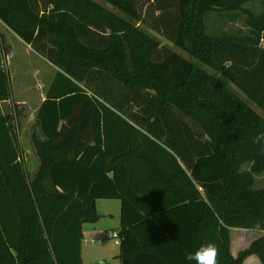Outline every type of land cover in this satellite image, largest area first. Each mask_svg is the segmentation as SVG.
I'll list each match as a JSON object with an SVG mask.
<instances>
[{
	"label": "trees",
	"instance_id": "obj_1",
	"mask_svg": "<svg viewBox=\"0 0 264 264\" xmlns=\"http://www.w3.org/2000/svg\"><path fill=\"white\" fill-rule=\"evenodd\" d=\"M102 1L110 8L0 0V22L58 70L36 118L31 177L19 104L1 109L14 93L0 32V264H83L98 200L121 201V264H194L186 254L209 242L219 264H264V235L231 252V229L264 233V145L253 142L264 118L201 67L264 112V0L260 15L244 8L252 0H175L158 30L196 62L157 55L136 0ZM229 12L245 15L238 38L209 28ZM138 101L135 115L127 106Z\"/></svg>",
	"mask_w": 264,
	"mask_h": 264
},
{
	"label": "rangeland",
	"instance_id": "obj_2",
	"mask_svg": "<svg viewBox=\"0 0 264 264\" xmlns=\"http://www.w3.org/2000/svg\"><path fill=\"white\" fill-rule=\"evenodd\" d=\"M95 1L106 7H109L102 0ZM136 1L144 19V23L140 24L139 26L141 29L148 32L152 37L160 42V48L157 51V55L159 57H165L172 52H176L182 57L196 62L187 53L177 48L174 43L165 36V34L158 30V27H162L161 24H163L167 15L174 12L172 5L175 0ZM249 7H251L257 14H259V12H263L262 2L258 3V0H254L253 4H251ZM111 10L123 16L117 10L113 8H111ZM1 27L2 26L0 24V31ZM3 28L4 27H2V29ZM209 28L211 31L214 29L213 17H210ZM209 34L216 36L215 33L209 32ZM6 45L8 47L6 65L10 71L14 96L12 102L1 104L2 112L4 114H8L11 110H13L15 104H19L20 117H24L22 120L26 121V124L28 123L29 126L36 125V120L33 119L32 115L39 108L44 98H46L47 92L58 70L53 64L36 54L29 47V45L23 42L11 30H9V37H6ZM201 67L210 74L214 75L217 82H228L230 86L237 92V94L243 98L251 108H253L264 118L263 110L260 109L245 94H243V92L232 82H230V80L224 74H221L214 69L203 65H201ZM226 67H230V63H228ZM142 98L144 100L146 97L143 95ZM141 105V101H138L137 103L128 104L127 109L131 113L139 115ZM30 135L29 137L27 136L28 142L25 143V146L32 152L34 151V146ZM263 187L264 174L256 177L255 189L259 190ZM98 210L101 214H113V217H105L102 223L112 227L117 225L120 212H117L114 206H102L100 202V204H98ZM260 236L261 233L259 230L249 231L242 229H231L232 253L236 254L235 257H237L240 252L248 249L251 243ZM91 240H94L95 242L101 240L102 243L93 244L91 243ZM82 254L83 264H98L101 261H104L107 264H121L119 260L120 245L116 239H113L106 234L100 237L92 238L85 235ZM254 259H256V256L249 257L245 264H254Z\"/></svg>",
	"mask_w": 264,
	"mask_h": 264
},
{
	"label": "crops",
	"instance_id": "obj_3",
	"mask_svg": "<svg viewBox=\"0 0 264 264\" xmlns=\"http://www.w3.org/2000/svg\"><path fill=\"white\" fill-rule=\"evenodd\" d=\"M253 2H254V0L250 1L249 3H247L244 6V8L247 10H250L255 15H260L261 12H259V14H257L253 11V9L251 7H249V6H251V4H253ZM261 2H262V0H258V3H261ZM212 17H213L214 29L216 28L219 33L226 34L228 36H236L238 38L239 36H241L242 32L247 31V28L245 27V15L241 12H229L227 14H223V13L216 14L215 13V14H213ZM0 24L2 27H4L3 29L1 27L0 32L5 37H9V29L4 24H2V22H0ZM259 48L264 49V34H263V39L261 40V42L259 44ZM45 99L46 98H44L43 102L45 101ZM42 103H41V105H42ZM41 105L35 111V113H33V115H32L33 119H35V120L37 118L38 111H39ZM23 118L24 117H20V127H19L20 139H21V143L23 146V150H24L23 160H24L28 174L31 177H34L36 175V173L38 172V169L40 166V160H39V157L37 155L35 148H34V151L31 152L30 149L26 148L25 143L28 142L27 136L29 137V135L32 133L30 135V137L32 138V135L34 133H37L39 131V129L37 128L36 125L29 126L28 123L26 124V121L22 120ZM100 202H101L102 206L103 205L114 206V208L117 210V212L118 211L120 212L119 219H118L116 226L112 227V226H109V225L102 223L105 217H107V216L113 217V214H111V213L101 214L98 210V204H100ZM121 208H122V204H121V201H119V200H98L97 201V211H98L99 215L101 216V219L96 224H86L83 226L84 237H85V235H87L91 238L92 237H100V236H103L105 234L108 235L109 237H111L114 232L120 233V230H121ZM260 233H261V236L264 235L263 232L260 231ZM231 252H232V245H231ZM233 255L236 256V254H233ZM119 260H120V258H119ZM120 262H121V260H120ZM245 262H244V264H245ZM254 264H261V262L257 258V256H256V259H254Z\"/></svg>",
	"mask_w": 264,
	"mask_h": 264
},
{
	"label": "clouds",
	"instance_id": "obj_4",
	"mask_svg": "<svg viewBox=\"0 0 264 264\" xmlns=\"http://www.w3.org/2000/svg\"><path fill=\"white\" fill-rule=\"evenodd\" d=\"M256 144L264 145V131L258 133L253 140ZM219 248L212 242L202 244L195 252L186 254L185 259L194 264H219Z\"/></svg>",
	"mask_w": 264,
	"mask_h": 264
},
{
	"label": "built area",
	"instance_id": "obj_5",
	"mask_svg": "<svg viewBox=\"0 0 264 264\" xmlns=\"http://www.w3.org/2000/svg\"><path fill=\"white\" fill-rule=\"evenodd\" d=\"M113 239H116L117 241H118V244H120V236H119V233H117V232H114L113 234H112V236H111ZM91 243H99V244H101L102 243V241L101 240H99V241H97V242H95L94 240H91ZM98 264H107L106 262H104V261H101V262H99Z\"/></svg>",
	"mask_w": 264,
	"mask_h": 264
}]
</instances>
